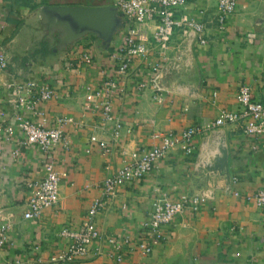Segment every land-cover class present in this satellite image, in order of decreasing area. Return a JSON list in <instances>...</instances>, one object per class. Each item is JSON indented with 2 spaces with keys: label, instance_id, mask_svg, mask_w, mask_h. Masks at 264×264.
<instances>
[{
  "label": "crops",
  "instance_id": "0c3cea01",
  "mask_svg": "<svg viewBox=\"0 0 264 264\" xmlns=\"http://www.w3.org/2000/svg\"><path fill=\"white\" fill-rule=\"evenodd\" d=\"M112 0H0V52L7 65L0 69V222L9 226L8 240L0 246V264H264V212L246 199L264 186V135L247 136L239 123L203 130L193 139V150L184 154L172 148L154 162L143 177L123 183L107 198L91 225L102 235L128 233L136 238L140 223L147 218L155 196L176 199L195 194L192 169L199 157L212 151L211 133L221 131L227 147L230 178L228 192L219 188L198 211L184 208L161 228L163 239L147 255L130 253L115 263L106 254L92 251L62 261L57 255L69 240L58 235L61 227L78 229L87 209L101 196L104 177L118 168L137 148L157 143L153 134L179 131L194 124H208L221 109L236 110V88L249 87L250 97L264 103V33L254 19L261 0H237L225 28L216 26V0H185L175 17H193L204 26V44L188 30L175 27L164 48L150 40L152 21L139 27L138 36L147 42L146 54L131 62L120 91L111 107L121 122L119 137L113 140L110 125L104 124L94 107L99 97L87 98L84 86H96L115 75L109 58L115 43L104 49L90 36L69 49H53L52 35L39 33L32 11L39 5L99 6ZM90 53L92 62H80ZM158 64L157 89L147 85L149 69ZM48 82L51 99L39 105L46 126L57 117H69L62 126L64 144L46 153L34 145H22L21 132L12 126L17 92L5 85L25 80ZM23 115L28 116L25 111ZM126 129L129 132H126ZM106 146L107 151L102 146ZM14 148L19 155L12 159ZM121 151L125 152L123 155ZM51 161L59 177L57 201L44 208L37 219H24L27 183L40 179Z\"/></svg>",
  "mask_w": 264,
  "mask_h": 264
},
{
  "label": "built area",
  "instance_id": "2783aa9c",
  "mask_svg": "<svg viewBox=\"0 0 264 264\" xmlns=\"http://www.w3.org/2000/svg\"><path fill=\"white\" fill-rule=\"evenodd\" d=\"M111 4L123 17L118 30V42L108 55L115 66V75L102 79L96 86H84V91L87 98H101L94 107L98 109L103 123L110 125L111 137L116 140L122 126L119 118L112 111L111 100L120 91L118 80L126 76L133 59L146 54L147 42L139 38V27L146 21H152L150 40L161 48L166 46L175 27H180L183 34L192 30L197 35L199 44H204L205 38H203L204 26L201 22L186 15L175 17V11L184 7L185 0H112ZM236 4L237 0H216L215 20L218 30L225 28L229 17L235 11ZM79 59L84 64L92 62L91 54L87 52L81 54ZM6 65V58L0 52V69H4ZM157 65L151 66L146 80L137 81L138 88L142 89L150 85L157 89L159 77ZM5 88H13L17 92L13 98V106L16 108L11 116L13 125L6 122V131H11L14 126L22 134V145H34L43 153L56 144H64L62 126L71 121V118L57 117L54 125L46 126L42 118L44 111L39 107L41 103L48 101L54 95V89L48 82L29 79L8 83ZM235 100L239 106L238 109H221L208 124H194L179 131L158 132L153 134V137L158 139L157 143L132 150L118 168L104 177L100 186L103 197L92 200L85 215V222L75 230L67 227H61L58 230V235L67 238L69 243L66 250L57 255L55 261L84 255L89 251L97 254L101 252V246L105 247L107 256L115 263H119L125 255L130 253L147 255L151 252L152 246L163 239L161 230L163 226L168 225L184 208L192 212L198 211L207 196L182 193L174 200L155 196L150 201L147 218L140 223L136 238L128 233L102 235L91 225V218L103 208L107 198L115 194V189L119 185L146 175L152 169L154 162L172 148H179L184 154H190L194 148L193 137L203 130L225 123H239L247 136L264 135V103L252 99L249 87L245 84L237 86ZM22 111H25L28 116L23 115ZM126 132L129 130L126 129ZM102 147L104 151H107L106 146ZM121 153L125 154L123 151ZM18 155L19 149L14 148L11 153L12 159H16ZM231 180L235 181L236 178L232 177ZM58 183L57 171L53 163L49 161L44 166L43 176L27 183L29 194L22 218L37 219L44 208L53 206L57 201ZM246 199L252 200L264 212V186L255 189ZM8 231V224L0 222V246L7 242Z\"/></svg>",
  "mask_w": 264,
  "mask_h": 264
},
{
  "label": "water",
  "instance_id": "95a60500",
  "mask_svg": "<svg viewBox=\"0 0 264 264\" xmlns=\"http://www.w3.org/2000/svg\"><path fill=\"white\" fill-rule=\"evenodd\" d=\"M35 28L39 33L52 35L51 42L60 51L69 49L79 39L92 36L104 49L111 47L123 22L122 14L112 4L99 6L39 5L33 11ZM264 33V0L259 15L254 19ZM54 49V50H55ZM213 150L199 157L192 169L197 194L211 195L214 189L228 192L230 174L227 165V147L221 131L211 133Z\"/></svg>",
  "mask_w": 264,
  "mask_h": 264
},
{
  "label": "rangeland",
  "instance_id": "374dc122",
  "mask_svg": "<svg viewBox=\"0 0 264 264\" xmlns=\"http://www.w3.org/2000/svg\"><path fill=\"white\" fill-rule=\"evenodd\" d=\"M236 8V7H235ZM119 39V31L117 32V35H116V38H115V40H114V42H113V44L115 43V41H117ZM116 44V43H115Z\"/></svg>",
  "mask_w": 264,
  "mask_h": 264
},
{
  "label": "flooded vegetation",
  "instance_id": "af4514ba",
  "mask_svg": "<svg viewBox=\"0 0 264 264\" xmlns=\"http://www.w3.org/2000/svg\"><path fill=\"white\" fill-rule=\"evenodd\" d=\"M55 47V46H54ZM53 49H55V48H53Z\"/></svg>",
  "mask_w": 264,
  "mask_h": 264
},
{
  "label": "trees",
  "instance_id": "16d2710c",
  "mask_svg": "<svg viewBox=\"0 0 264 264\" xmlns=\"http://www.w3.org/2000/svg\"><path fill=\"white\" fill-rule=\"evenodd\" d=\"M90 37H92V36H90ZM93 38V37H92Z\"/></svg>",
  "mask_w": 264,
  "mask_h": 264
}]
</instances>
